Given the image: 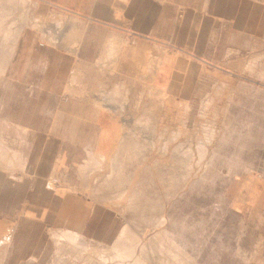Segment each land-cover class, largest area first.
Segmentation results:
<instances>
[{"label":"rangeland","instance_id":"rangeland-1","mask_svg":"<svg viewBox=\"0 0 264 264\" xmlns=\"http://www.w3.org/2000/svg\"><path fill=\"white\" fill-rule=\"evenodd\" d=\"M253 2L236 48L208 50L217 67L201 68L0 0V195L41 176L120 218L105 246L52 235L44 264H264V0ZM3 207L0 219L20 214Z\"/></svg>","mask_w":264,"mask_h":264},{"label":"crops","instance_id":"crops-1","mask_svg":"<svg viewBox=\"0 0 264 264\" xmlns=\"http://www.w3.org/2000/svg\"><path fill=\"white\" fill-rule=\"evenodd\" d=\"M32 1L126 36L134 45L144 41L165 51H181L201 68H216L217 63L206 52L236 48L232 36L238 34L239 26L250 28L255 0ZM213 34L225 35L224 45L206 46L201 51L202 43ZM167 67L163 62L156 78L163 86L168 83ZM14 190L7 189L0 195V201L7 205L4 209L20 213L0 219V249L4 251L1 264H44L54 248V234L78 236L105 246L120 231V218L112 210L83 194L60 192L44 177L38 176Z\"/></svg>","mask_w":264,"mask_h":264},{"label":"bare ground","instance_id":"bare-ground-1","mask_svg":"<svg viewBox=\"0 0 264 264\" xmlns=\"http://www.w3.org/2000/svg\"><path fill=\"white\" fill-rule=\"evenodd\" d=\"M111 38H113V37H111ZM113 43H114V45H117L116 46V52H115V54H118V52L117 51H120L119 49H120V46H121V44H122V40H120V38L118 37L117 38V40H113ZM102 57H104V55L102 54L101 55ZM116 57L118 56V55H115ZM186 105V104H185ZM150 107V106H149ZM150 110V109H149ZM151 112V111H150ZM150 114V113H149ZM148 117V116H147ZM150 118V117H149ZM157 124V123H156ZM93 251V250H92ZM177 258V257H176ZM179 261H181V262H183L182 260H179ZM170 262V261H169Z\"/></svg>","mask_w":264,"mask_h":264}]
</instances>
